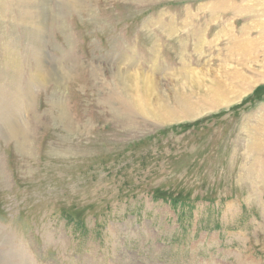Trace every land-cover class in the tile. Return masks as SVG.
<instances>
[{
	"label": "rangeland",
	"instance_id": "rangeland-1",
	"mask_svg": "<svg viewBox=\"0 0 264 264\" xmlns=\"http://www.w3.org/2000/svg\"><path fill=\"white\" fill-rule=\"evenodd\" d=\"M78 3L50 0L39 80L26 26L0 15V264H264V0ZM252 15L230 43L223 29L247 34ZM193 25L211 39L199 51ZM127 72L167 116L135 111ZM213 73L230 88L218 106L189 90Z\"/></svg>",
	"mask_w": 264,
	"mask_h": 264
},
{
	"label": "bare ground",
	"instance_id": "bare-ground-1",
	"mask_svg": "<svg viewBox=\"0 0 264 264\" xmlns=\"http://www.w3.org/2000/svg\"><path fill=\"white\" fill-rule=\"evenodd\" d=\"M57 1H58L59 7L69 6L71 8H73V7L77 8L79 5L78 0H57ZM49 3H50V0H0V15L3 17V21L6 19V16H7L6 14L10 13V15H11L10 19L12 21L18 20L17 22L23 23V25L26 26L27 34L29 35V37L31 36L30 42H32V44L34 45V48L36 50L35 55L39 59L40 67H42V69H41L39 67V65H37L35 71L32 72V74L34 75L33 78H35V79H38V78L45 79L49 74V72H47L48 69L43 68L44 67L43 61L41 59V54L44 50V42H45V33L43 32V30L45 29V25L46 26L50 25V23L55 18L58 17V14L54 15L49 10V7H50V6H48ZM221 4H222L223 8H231V9L234 8V6L232 7V4H230L226 1H224ZM213 7H215V6H213ZM256 7H257V5H254V4L252 6H249V4H246L242 8H238V10H237V7H235V11H241V9H244L247 12V14L249 15L250 13L254 14L253 10H256L255 9ZM15 8H18V11H19L17 19H16V15H14V13H13V10ZM47 10H49V12ZM40 11H42V13H40ZM218 15L219 14L217 13V10L213 9V11L210 12V17L212 20H216V18L218 19L219 18ZM252 16H251L252 21H254V16L253 17ZM254 22H255V25L252 27L249 25V23L244 24L243 32H247L249 29L254 28L255 26H257L261 22V20L258 19V21L256 20ZM32 25L34 27H32ZM28 26H29V28H28ZM193 32L197 33V35H196L197 43H195L196 51L202 50V48L205 45H207V43H210L211 39L207 40L206 35H205L208 32V29L203 30L201 27H197V26L193 25ZM223 32L226 33V36H228V40L230 41V43L237 45V47H238L239 45H241L243 43V41H245L244 39L247 38V36H249L250 31L247 32V34H244L245 36L244 35L239 36L235 33V23L231 22V23H229L228 26L225 27V29H223ZM221 34H222V32L220 34H218V36ZM11 58H13V60L9 59L8 68L10 69L9 71L12 72V75H11L12 79H16V78H18V74H19L20 60L15 58L14 56ZM183 63H185V61H183ZM238 64L244 65V59L242 58L240 61H238ZM183 67H184L183 68L184 73H182V74H184L183 79L185 80V83L184 82L181 83L182 87L180 86V84H175L174 87L178 86V87H176L175 97L178 99V101L179 100L180 101L185 100L184 101V103H185L184 108L186 107L185 109L188 111L187 108H189L190 106L186 105V104L190 100L189 101L186 100L187 98H185V97L188 95L185 94V92H183L182 90H185V91L188 90L189 83H191L190 80H191L192 75L189 74V70H191L190 65H188L186 63V64H183ZM225 70L227 71L226 77L231 79L232 81H237L240 79L242 80V77H244V74L241 73L240 70H237L236 68H233V69L225 68ZM136 73H137V71H136ZM130 74H131L130 72H127V77L134 75L136 77V80H137L136 88L141 90L140 91L137 89L136 95L130 94L128 96V101L131 104V106L135 109V111L140 112L142 115L154 116L156 118L158 117L157 119H161V116H158V115L163 114V115L167 116L166 112H170V108H172V107H170V105L168 103L169 100L167 101L166 95L157 88L156 83L152 82L149 79H145L146 77L149 78L148 76H144L145 77L144 78L143 76H141V74L140 75L133 74V72L131 75ZM196 74L197 73H194V75H196ZM213 75H214V73H213ZM168 76L170 77V75H168ZM197 76H199V75H197ZM222 79L223 78H221L217 74H216V76L214 75V77L211 81V82H213V83H211V84H213L212 86H209V85L202 86L201 83H199L200 80H195L194 81V87L190 88L189 90L192 92L193 91L195 92V91H198L201 89H205L204 96L207 99L206 102L209 105L218 106L224 98L226 99L225 95L228 93V91L230 89L229 86L224 87V84H227V83H224V81ZM121 80L124 83H126L125 79L122 78V79L118 80L121 84H122ZM128 86H130V85H128ZM130 87H132V86H130ZM174 87H172V88H174ZM180 88H182V90ZM187 93H189V92L187 91ZM152 94H155L157 97V99L155 101L151 99ZM125 105H126V103H125ZM15 122H16V119H15L14 123ZM2 264H4V263H2Z\"/></svg>",
	"mask_w": 264,
	"mask_h": 264
}]
</instances>
